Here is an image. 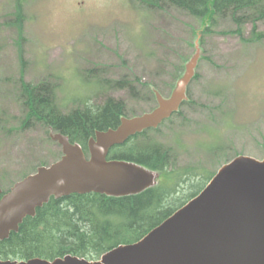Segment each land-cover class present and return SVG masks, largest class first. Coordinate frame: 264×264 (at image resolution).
Listing matches in <instances>:
<instances>
[{
	"label": "rangeland",
	"instance_id": "rangeland-1",
	"mask_svg": "<svg viewBox=\"0 0 264 264\" xmlns=\"http://www.w3.org/2000/svg\"><path fill=\"white\" fill-rule=\"evenodd\" d=\"M18 13L0 0V111L11 120L0 131V188L63 155L52 129L10 130L24 110L9 84L47 82L65 112L112 98L135 116L158 106L156 90L171 96L198 50L188 103L150 138L201 174L241 154L264 158V21L239 26L141 0H27Z\"/></svg>",
	"mask_w": 264,
	"mask_h": 264
},
{
	"label": "water",
	"instance_id": "water-1",
	"mask_svg": "<svg viewBox=\"0 0 264 264\" xmlns=\"http://www.w3.org/2000/svg\"><path fill=\"white\" fill-rule=\"evenodd\" d=\"M200 54L198 50L189 61L171 96L156 90L158 106L153 110L123 116L116 128L98 130L89 140V155L80 143L52 129L62 157L40 166L9 191L0 188V243L52 197L91 192L127 196L155 186L159 172L134 161L110 159V151L138 133L158 128L180 110ZM0 264H264V158L236 156L142 239L119 245L98 260L66 255L54 260L0 259Z\"/></svg>",
	"mask_w": 264,
	"mask_h": 264
},
{
	"label": "trees",
	"instance_id": "trees-1",
	"mask_svg": "<svg viewBox=\"0 0 264 264\" xmlns=\"http://www.w3.org/2000/svg\"><path fill=\"white\" fill-rule=\"evenodd\" d=\"M26 1L14 0L18 17L22 15ZM141 1L149 7H175L201 19L230 15L239 26L252 23L257 28V24L264 21V0ZM256 37L263 39L264 33ZM14 84H17L16 88ZM14 84L9 85L14 89L24 111L21 117L14 120L10 130L23 131L42 125L68 135L72 142L80 143L88 155L89 140L98 130L116 128L123 116L134 115L129 114L121 101L112 98L104 104L81 101L79 106L65 112L49 83L34 84L21 76ZM188 96L190 98V93ZM186 103L187 100L181 108ZM181 108L158 128L138 133L110 151V159L134 161L159 172L161 176L155 186L127 196L91 192L74 193L59 199L52 197L37 209L35 216L25 218L18 232H12L8 239L1 241L0 259L28 260L41 257L54 260L75 255L98 260L119 245L139 241L198 195L219 168L202 174L195 169H182L173 148L154 141L149 135L161 131L166 121L180 115ZM7 113L0 111V131L5 134L9 133L11 123ZM9 190L3 189V193Z\"/></svg>",
	"mask_w": 264,
	"mask_h": 264
}]
</instances>
